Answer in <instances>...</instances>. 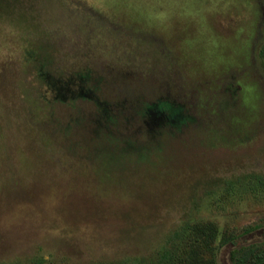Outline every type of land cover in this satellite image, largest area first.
Segmentation results:
<instances>
[{
  "label": "rangeland",
  "instance_id": "1",
  "mask_svg": "<svg viewBox=\"0 0 264 264\" xmlns=\"http://www.w3.org/2000/svg\"><path fill=\"white\" fill-rule=\"evenodd\" d=\"M263 49L264 0H0V264L263 253Z\"/></svg>",
  "mask_w": 264,
  "mask_h": 264
},
{
  "label": "trees",
  "instance_id": "2",
  "mask_svg": "<svg viewBox=\"0 0 264 264\" xmlns=\"http://www.w3.org/2000/svg\"><path fill=\"white\" fill-rule=\"evenodd\" d=\"M262 55L264 56V49L262 50ZM182 235V230L177 232V236ZM233 239H229L226 242H231ZM178 242L176 245L168 250L165 249L157 258H148L146 256L139 255H128L122 257L120 259L111 260V261H100L94 264H174L177 261L178 253L176 248L178 247ZM246 247L243 245L242 247L235 248L231 251V258L235 261V264H264V252L257 254L255 256H247L246 257ZM44 261V258L39 260V262Z\"/></svg>",
  "mask_w": 264,
  "mask_h": 264
}]
</instances>
